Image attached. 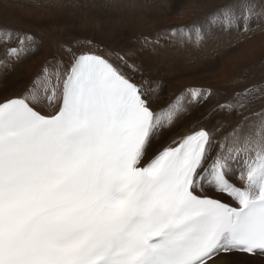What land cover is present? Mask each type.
<instances>
[{
    "label": "snow or ice",
    "instance_id": "obj_1",
    "mask_svg": "<svg viewBox=\"0 0 264 264\" xmlns=\"http://www.w3.org/2000/svg\"><path fill=\"white\" fill-rule=\"evenodd\" d=\"M221 14L233 23L227 8L209 22ZM186 28L170 34L187 37ZM192 31L200 38V27ZM33 43L0 29V65L19 61ZM71 56L63 79L57 71L53 82L46 72L40 93L38 83L24 98L0 102V264H216L221 253L264 256V118L214 155V132L200 125L150 155L161 129L187 110L184 94L153 108L150 82L92 51ZM186 91L201 98V90ZM41 101L50 114L30 106ZM240 153H247L243 187L228 178ZM205 182L235 206L208 195Z\"/></svg>",
    "mask_w": 264,
    "mask_h": 264
},
{
    "label": "bare ground",
    "instance_id": "obj_2",
    "mask_svg": "<svg viewBox=\"0 0 264 264\" xmlns=\"http://www.w3.org/2000/svg\"><path fill=\"white\" fill-rule=\"evenodd\" d=\"M49 2V0H0V29L8 30L9 27L23 26L45 31L46 28V31L57 33L62 38L68 36L83 37L85 44L83 49H76L77 51L73 49V51L75 53L92 51L93 54L103 56L110 63L119 67L126 75L134 77L138 82L142 81L145 84L150 82L153 89H155L153 108L167 106L182 93L186 97L185 107L187 110L179 113L171 125L161 129L156 140L164 137V141L157 144L159 142L155 140L153 145L158 146L153 147L150 155H155L174 141L178 143L184 136L198 130L195 127L196 125L214 132L217 145L213 152L214 155L219 144L231 141L237 135L243 137L254 132L255 123L264 118V107H262L258 113L246 115L251 111L247 112L241 121L235 123L238 112L229 105V99L231 98L229 89L198 87V84L195 83L212 77L215 70L220 66V61L229 57L241 42L262 27L260 20L257 18H250L246 28H244L241 20L243 16H238L234 11V16L240 21V26L233 27L232 23L226 24L224 22L222 14L217 16L215 23H210L209 21L214 15L210 16L204 11L187 25L159 28L162 24L161 19L175 13L183 0H121L117 6L113 7L114 15L105 16L102 20L84 13L77 5L74 9L75 4L74 7L72 6V10H67V7H70L65 6L67 3L70 4L68 0L67 3L63 0H55L53 6L56 13H50L56 15L53 17L55 19L38 16V13L41 12L35 15V12L32 11V14H30L31 10L25 8V6L32 8L36 5L46 8ZM60 7L63 9L61 12ZM14 8H18V12L12 11ZM21 19L27 20L28 23L21 22ZM41 19L57 20L54 22L47 21L50 24L42 26L39 24ZM33 22L38 24L33 25ZM186 26V30L190 33L189 36L182 37L179 33L175 36L170 34L173 29L185 28ZM193 27L201 28L200 38L192 31ZM70 28L73 30H70ZM29 35L39 37L35 30L29 31ZM72 43H74V40H72ZM10 46H17L15 38H13ZM50 46L52 51L48 52L47 47L41 50L32 44V50L22 55L19 61L13 60L7 67L0 65V69L5 71V75L0 79V88H7L20 70L27 67L31 58L39 53L42 54V51L46 50L45 55L39 60V62L43 60L46 63L36 77V81L30 82V84H24L25 82H23L19 87L17 85L18 89H15L13 94L9 95L7 92L0 96V102L12 98H24L30 94V90L38 83L41 84V87L37 89V92L40 93L46 72L53 82L57 71L61 73V79H63V73L67 71L72 56L65 51L68 48H61L58 44ZM4 51L5 46L0 44V59L3 58ZM15 64L20 68H17ZM133 66L135 70H133ZM16 69H18L17 74L15 73L16 75L12 76ZM188 69L189 73L184 72ZM182 78H189L194 83L189 85L196 86L177 85L178 80ZM260 79L261 76L256 75L248 83V86L259 84ZM192 89L201 90V98L198 102L193 101L189 97V92L186 91ZM30 106L36 111L42 112V115H48L53 111L52 107L43 101L32 102ZM190 124L195 126L190 127ZM243 154L247 155V153L239 154V158L230 168L228 177L230 182L240 187L244 186L243 181L240 179V173L246 166V161L242 159ZM204 187L208 195L221 199L227 198L229 203L234 204L230 197L226 194L217 193L209 183L205 182ZM215 259L216 264H264V259L258 255L245 256L233 253L218 256Z\"/></svg>",
    "mask_w": 264,
    "mask_h": 264
},
{
    "label": "rangeland",
    "instance_id": "obj_3",
    "mask_svg": "<svg viewBox=\"0 0 264 264\" xmlns=\"http://www.w3.org/2000/svg\"><path fill=\"white\" fill-rule=\"evenodd\" d=\"M49 1L50 2L46 8H41L38 5L32 8L25 6V8L31 10V13L29 12L30 14H32V11L35 12V15H37L38 12H41L38 13L39 14L38 16L46 17L47 19H55L53 17L56 15L50 14V13H56V9L53 6L55 0H49ZM63 1L67 3L66 2L67 0H63ZM68 1H70V4L67 3V5L65 4V6L66 7L70 6L71 8L67 7V10L68 9L72 10L75 4L74 9H76V5H77L78 8H80V10H82L84 13L90 14L91 17L102 20V18H104L105 16L114 15L113 7L117 6V4L121 0H68ZM226 8L230 9L232 12L235 11L236 14L240 17L243 16L241 20L243 21L242 26L244 28H246L247 26L244 24V20H243L245 16L249 17L248 21L250 20V18H257L258 20H260L262 27H260V29H258L256 33H254L253 35L246 38V40L241 42L238 45L239 47L234 49L229 57L225 58V60L220 61L221 62L219 63L220 66L215 70L212 77H210L209 79H202L201 81L195 83L198 84V87H220V88L223 87L229 89V91L231 92L229 105H231L238 112L237 113L238 115L236 116V120H235L236 123L241 121L246 115H249L251 113H258V111H260V109L264 107V0H183V2L181 3V5L179 6L178 10L175 13L161 19L162 24L160 25L159 28L184 26L187 25L189 22L195 19L196 16L200 15L204 11L207 12L208 15L213 16L214 14L219 13L220 10ZM17 10L18 8H14L12 11L18 12ZM62 10H63L62 7H60V12ZM47 19L45 20L41 19L39 24L42 26L43 25L47 26L50 24L47 23V21L54 22L57 20V19L56 20H47ZM20 21L23 23H28L27 20L21 19ZM34 24L37 25L38 23L33 22V25ZM232 25H234L233 27L240 26V21L237 20L235 16ZM42 26L41 28L43 29ZM31 30H35V32L38 34L39 37L37 38L35 36L29 35V31ZM70 30L73 29L70 28ZM8 31L13 32L14 34H22L32 37V40L34 41L33 46L38 47L41 50H44L47 47L48 52L52 51L50 45L53 46L54 44L56 45L58 44L61 48L64 49L68 48L65 51L68 52L69 54L77 51L78 49L81 50V48L83 49V47L85 46L83 42L84 41L83 37L76 38V36L74 37L68 36L62 38V36H60L57 33L54 32L51 33V31L48 30L46 31V28L45 31H43L39 29H31L20 26V27H9ZM72 40H74L75 44L72 43ZM77 41L80 42L78 43ZM78 44L81 46H77ZM73 49H75V51H73ZM45 51H42L43 52L42 54L39 53L35 55V57L31 58L27 67L21 69L18 74L16 72L18 69L15 70L12 76H15L17 74L16 78L14 77L13 82L7 88L6 87L0 88V96H3L7 92L9 95L13 94L15 92V89H18L19 85H21L23 82H25L24 84H30V82L36 81V77L38 76L39 72L42 70V68L46 63L43 60L39 62L42 56L45 55ZM15 66L17 68H20L19 66H17V64H15ZM188 71L189 69L185 70L184 72L189 73L190 71L189 72ZM258 74L261 76L259 84L255 86L254 85L248 86V83ZM4 75H5V71H2L0 73V79ZM189 78L179 79L177 85L196 86V85H189V84H194L192 83V81L189 80ZM220 119L223 120L222 118ZM193 126L195 125L190 124V127ZM156 141L159 142L157 144H160L164 141V137H160ZM155 146L158 145H153V147ZM244 156L245 154L242 155V157ZM222 200H224L225 202H229L227 201V198H224Z\"/></svg>",
    "mask_w": 264,
    "mask_h": 264
}]
</instances>
